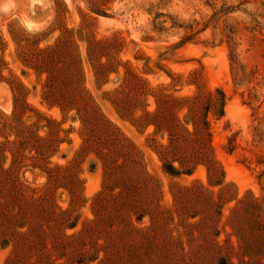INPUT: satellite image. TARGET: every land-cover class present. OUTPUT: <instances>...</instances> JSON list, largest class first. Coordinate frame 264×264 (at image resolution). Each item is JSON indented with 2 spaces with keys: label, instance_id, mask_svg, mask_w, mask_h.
Masks as SVG:
<instances>
[{
  "label": "rangeland",
  "instance_id": "1",
  "mask_svg": "<svg viewBox=\"0 0 264 264\" xmlns=\"http://www.w3.org/2000/svg\"><path fill=\"white\" fill-rule=\"evenodd\" d=\"M73 61L87 95L135 147L158 187L161 210L171 215L169 228L184 248L181 264L201 263L205 238L198 207L176 209L174 186L201 187L218 202L220 215L210 236L217 233L219 251L230 264H264V0H0V141L6 137L10 143L3 148L23 154L13 165L6 153L0 166L13 165L26 193L40 196L47 191L48 168L73 164L78 155L73 171L81 183L79 202L71 205L61 184L53 196L74 223L61 230L78 237L81 246L61 251L49 238L48 253L55 264H103L105 252L117 256L121 226L111 201L102 222L94 223L93 202L105 183L102 161L92 151L81 152L86 131L76 112L42 101L50 73L69 77ZM134 78L155 93L177 97L200 90L223 93V115H208L218 176L209 178L202 165L191 175L171 177L163 171L158 151L168 137L143 119L156 103L151 96L134 95ZM36 131L57 140L54 152L37 159L28 145L18 144ZM127 213L134 228L150 226L149 216L138 222ZM111 231L117 236L107 234ZM30 249L17 253L13 242H0V264H38Z\"/></svg>",
  "mask_w": 264,
  "mask_h": 264
},
{
  "label": "trees",
  "instance_id": "2",
  "mask_svg": "<svg viewBox=\"0 0 264 264\" xmlns=\"http://www.w3.org/2000/svg\"><path fill=\"white\" fill-rule=\"evenodd\" d=\"M70 67L71 72L66 78L56 72L50 73L43 87L42 101L58 107L61 112L75 111L86 131L81 152L92 151L102 161L105 183L93 202L94 223L102 222L111 210V201L115 205L113 218L121 226L119 237L114 231L107 233L117 236L113 240H119L120 249L115 250L117 256L114 257L105 252L106 261L103 264H155L156 259L157 264L183 263L184 248L169 228L173 219L161 210L159 189L146 175L138 151L104 118L87 95L79 64L73 61ZM133 85L136 86L134 95L139 98L151 96L156 103L154 111H144L143 119L150 120L149 125L155 133L162 131L168 137L167 144L160 145L158 151L163 171L171 177H178L181 174L191 175L196 166L202 165L209 178L218 176L220 169L213 159L209 143L208 115L213 114L217 118L223 115V93L219 90L213 94L200 90L192 96L177 97L161 91L155 93L146 82L138 78H134ZM119 102L122 100L119 99ZM26 107L25 104L22 106ZM19 111L15 104L12 115L17 116ZM120 111L126 112L124 109ZM3 127L6 128L7 124ZM55 142L57 140L53 142L36 131L29 133L18 144L28 145L29 152L35 156L31 158L37 159L44 156L45 151L54 152ZM9 143L6 137L3 142L0 141V158L11 153L3 148ZM11 155L13 165L23 156L18 150ZM77 158L78 155L73 164ZM73 164L48 168L47 191L40 196H35L34 192L26 193L16 172L12 170L13 165L7 169L0 166V242H13L17 253L32 248L38 264H55L48 253L46 241L49 238L57 250H79L81 245L78 242L81 240L61 230L65 223V229L74 227V223L69 222L71 215L59 208L53 196L54 188L61 184L71 195V205L79 202L81 183L77 172L73 171ZM114 190L117 192L114 193ZM172 194L179 212L195 206L202 215L199 226L205 242L199 253L201 263L203 260H214L213 264H230L219 251L215 241L217 233L213 238L210 236L211 232H216L217 217L220 215L218 202L207 196L201 187L174 186ZM128 211L136 216L138 222L144 216H149L150 226L134 228ZM194 217L196 214L191 216Z\"/></svg>",
  "mask_w": 264,
  "mask_h": 264
},
{
  "label": "bare ground",
  "instance_id": "3",
  "mask_svg": "<svg viewBox=\"0 0 264 264\" xmlns=\"http://www.w3.org/2000/svg\"><path fill=\"white\" fill-rule=\"evenodd\" d=\"M71 2V1H70ZM31 27H34V26H31ZM36 27H41V25L40 26H36Z\"/></svg>",
  "mask_w": 264,
  "mask_h": 264
}]
</instances>
